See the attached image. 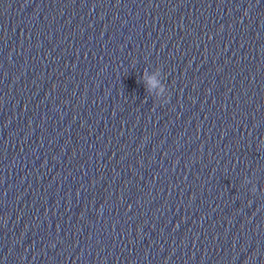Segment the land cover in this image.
<instances>
[{
	"label": "clouds",
	"instance_id": "1",
	"mask_svg": "<svg viewBox=\"0 0 264 264\" xmlns=\"http://www.w3.org/2000/svg\"><path fill=\"white\" fill-rule=\"evenodd\" d=\"M150 83H154V81H150Z\"/></svg>",
	"mask_w": 264,
	"mask_h": 264
}]
</instances>
